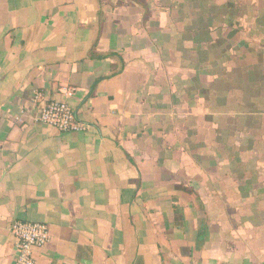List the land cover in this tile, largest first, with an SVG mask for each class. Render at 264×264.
<instances>
[{"label":"crops","instance_id":"crops-1","mask_svg":"<svg viewBox=\"0 0 264 264\" xmlns=\"http://www.w3.org/2000/svg\"><path fill=\"white\" fill-rule=\"evenodd\" d=\"M17 220L36 264H264V0H0V264Z\"/></svg>","mask_w":264,"mask_h":264},{"label":"built area","instance_id":"built-area-1","mask_svg":"<svg viewBox=\"0 0 264 264\" xmlns=\"http://www.w3.org/2000/svg\"><path fill=\"white\" fill-rule=\"evenodd\" d=\"M34 101L39 104L41 122L63 133L88 129L87 124L77 119L69 102L59 99L45 100L41 94H36ZM11 230L16 239L17 264H36L35 249L45 246L51 240L49 225L44 222L17 220L12 224Z\"/></svg>","mask_w":264,"mask_h":264},{"label":"trees","instance_id":"trees-1","mask_svg":"<svg viewBox=\"0 0 264 264\" xmlns=\"http://www.w3.org/2000/svg\"><path fill=\"white\" fill-rule=\"evenodd\" d=\"M93 53H94V52H93ZM93 53H92V56H93V57H101V58H104V57H108V56L113 55V54H106V55H98V56H97V55H95V54H93Z\"/></svg>","mask_w":264,"mask_h":264}]
</instances>
